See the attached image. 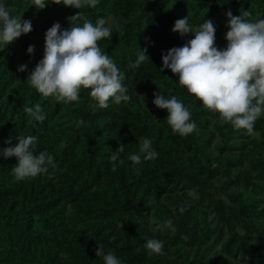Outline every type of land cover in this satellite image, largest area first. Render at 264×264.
<instances>
[{
	"label": "trees",
	"instance_id": "obj_1",
	"mask_svg": "<svg viewBox=\"0 0 264 264\" xmlns=\"http://www.w3.org/2000/svg\"><path fill=\"white\" fill-rule=\"evenodd\" d=\"M0 3L33 28L0 45V149L9 137L15 145L17 137L34 135L35 153L49 152L56 165L17 181V158L0 154V264H104L98 244L121 264H264V114L254 135L235 130L181 87L170 69L160 71L162 54L194 38L172 31L177 19L188 16L194 29L212 20L216 46L224 50L227 11H248L255 22L264 19V0H99L96 8L81 9ZM79 12L74 24L80 26L84 19L95 24L103 18L105 26L108 16L122 19L97 43L125 74L129 102L110 99L107 109H94L90 90L82 89L78 101L61 104L26 83L43 59L47 30L56 22L69 29L68 18ZM142 49L148 59L130 67ZM21 65L27 70L18 71ZM157 85L165 98L175 95L185 104L197 131L173 134L167 110L153 103ZM36 103L43 123L23 111ZM142 138L152 141L158 157L133 167L128 156L139 153ZM121 143L123 163L113 171L109 157ZM150 220H172L176 230L153 231ZM153 238L163 242V255L149 257L145 244Z\"/></svg>",
	"mask_w": 264,
	"mask_h": 264
},
{
	"label": "clouds",
	"instance_id": "obj_2",
	"mask_svg": "<svg viewBox=\"0 0 264 264\" xmlns=\"http://www.w3.org/2000/svg\"><path fill=\"white\" fill-rule=\"evenodd\" d=\"M99 0H33L37 9H44L48 3L63 4L65 7L81 9L96 8ZM250 12H240L233 15L229 9L228 31L225 34L227 47L220 50L216 46V26L212 20H207L195 29L188 23V16L177 19L172 31L182 37L194 33V38L188 40L182 47H173L162 54L164 69L179 77V85L187 89L190 95L202 102L205 109L219 113V120L231 124L235 130H246V134L254 135V124L264 114V19L251 22ZM71 27L61 30L59 22L47 30L45 36L44 56L32 70L26 83L36 89L43 97H53L58 103L70 104L79 100L82 89L90 90V97L95 101L94 109H107L110 99L116 104L129 102L131 96L124 85L125 74L116 63L103 53L98 41L110 38L111 27L105 26L106 20L98 19L95 24L84 19L82 26L74 24L81 19V13L69 17ZM33 30L31 20H22L10 15L7 6L0 3V45H11L22 35ZM34 54V46L27 49ZM138 58L130 67H139L148 59L147 49L137 54ZM27 65H21L18 71L24 72ZM154 93L153 103L159 109H166L167 124L173 134L187 137L197 131V124L191 121L188 108L175 95L165 98L162 89ZM23 111L34 121L43 123L46 119L43 108L39 103L34 107L24 105ZM83 124V121H80ZM38 138L34 135L19 136L15 145L9 137V146L0 149L5 159L16 157L18 163L13 166L12 174L17 181L34 179L48 174L49 168L55 169V157L47 151L35 153ZM125 151L124 144L112 152L109 159L112 170L115 171L120 160V154ZM158 157L152 148L149 138H142L139 153L131 154L128 159L133 167L142 160L150 161ZM51 178V177H49ZM194 196V190L188 192ZM180 211H185L181 207ZM155 225V227H152ZM153 231L171 228L175 231L172 220L157 223L150 220ZM164 244L158 239H148L145 248L148 255H163ZM97 257L104 264H121L112 251L105 252L98 244Z\"/></svg>",
	"mask_w": 264,
	"mask_h": 264
},
{
	"label": "rangeland",
	"instance_id": "obj_3",
	"mask_svg": "<svg viewBox=\"0 0 264 264\" xmlns=\"http://www.w3.org/2000/svg\"><path fill=\"white\" fill-rule=\"evenodd\" d=\"M107 22H108V25L110 26V27H113V26H115L116 24H122L123 23V21H122V19H116V18H114V17H112V16H108L107 17Z\"/></svg>",
	"mask_w": 264,
	"mask_h": 264
}]
</instances>
